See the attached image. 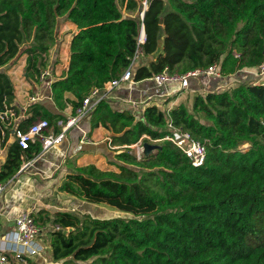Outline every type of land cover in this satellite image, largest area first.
<instances>
[{
  "label": "trees",
  "instance_id": "trees-1",
  "mask_svg": "<svg viewBox=\"0 0 264 264\" xmlns=\"http://www.w3.org/2000/svg\"><path fill=\"white\" fill-rule=\"evenodd\" d=\"M143 9L144 0H0V110L16 109L7 70L26 54L25 70L38 82L63 20L79 28L69 64L53 79L51 98L30 103L21 127L47 118L59 131L68 105L75 113L93 88L104 89L132 63L135 81L213 63L227 77L264 63V0H149L144 17ZM142 25L146 39L139 43ZM117 88L104 90L83 119L89 133L110 130L111 145L118 147L108 146L105 155L115 168L74 163L60 179L58 191L75 197L81 214L32 213L41 226L51 224L49 260L264 264V80L193 94L182 87L164 107L122 106L113 98ZM174 128L205 146L202 164L166 139ZM154 140L161 148L151 155L133 152V144ZM39 153V144L22 150L12 143L0 182L15 179L25 160ZM84 201L131 216L93 215Z\"/></svg>",
  "mask_w": 264,
  "mask_h": 264
},
{
  "label": "crops",
  "instance_id": "crops-1",
  "mask_svg": "<svg viewBox=\"0 0 264 264\" xmlns=\"http://www.w3.org/2000/svg\"><path fill=\"white\" fill-rule=\"evenodd\" d=\"M59 26V32H57L58 42L48 58L49 67L47 69L50 74L47 77L52 78L49 83L50 87L53 79L57 76H62L66 71L70 60V43L74 34L79 31L78 26L69 20L61 21ZM26 58L27 55L24 58L25 66ZM243 70L245 71V69ZM9 72L15 87V105L19 115L17 123L20 124L28 116L27 110L30 103L35 101L32 100V97L34 96L37 100L40 99L39 101H43L46 98H51L52 92L49 96L42 93V89L37 85L39 81L43 80L41 77L39 78V81L36 82L32 81L27 74L24 76V79H22L19 75L18 69L13 68ZM234 76L239 80L237 74H234ZM221 79H223V77ZM202 80L203 78H201L200 82ZM121 86H123L125 90L127 89V95L122 92V88H120ZM202 86L203 84L201 82L200 87H188L193 94V92L200 90ZM180 90H182V86L179 81L158 86L152 79L141 81L134 80L133 82H124L118 86L117 89H114L113 98L118 104L121 103L122 106L132 104L130 106L138 108L139 103H161L168 97H172L180 92ZM211 90H213V88H211ZM178 100H182L181 97L178 98ZM18 107L23 108L24 111L19 110ZM64 112L67 115L74 114L72 105H68ZM87 124L88 123L85 122L84 125L82 124L83 127L81 126L88 132L87 140H83L81 135L79 137V142L75 143L73 142V138L67 133L68 135L61 144H58L47 151L54 155L53 158L47 156L48 160L45 161V164L42 166L35 163V161L31 163L30 166H23L22 170L20 169L21 172H18V174L15 175V180L14 178H11L13 181L11 180L8 183L5 191L0 196V249L7 244L5 235L10 230L14 229L16 217L24 212H30L32 214L37 213L41 209H46L50 212L70 211L76 214H81V212H83L81 209L83 207H79L78 200L66 192L58 191L57 185L63 175L68 170L72 169L74 163L81 166L96 164L98 167L102 168L98 164L102 160L101 156L107 160L106 155L100 154L98 150L107 147V145H103V142L107 141L108 143L111 140L110 130L105 127H98L89 133L88 128L86 127ZM14 142L13 137L9 136V139L5 143H0V170L8 154L9 147ZM40 155L42 154H38L32 158H36ZM33 164H37V166ZM49 187H53L52 190H50ZM84 203L87 204L85 205V209L91 211L93 204H88L85 201ZM50 225L51 224H48L47 226L44 225V231L38 237L39 242L43 246V250L32 257L33 261L40 262L41 264H53L49 260L50 247L47 239L48 228Z\"/></svg>",
  "mask_w": 264,
  "mask_h": 264
},
{
  "label": "built area",
  "instance_id": "built-area-1",
  "mask_svg": "<svg viewBox=\"0 0 264 264\" xmlns=\"http://www.w3.org/2000/svg\"><path fill=\"white\" fill-rule=\"evenodd\" d=\"M148 4L149 0H144V9L148 7ZM145 39L146 35L144 26L142 25L139 43L144 42ZM137 56L138 50L134 59L137 58ZM132 64L123 72L120 78L108 81L105 84L104 89L98 87L93 88L89 95L83 100L82 105L76 109L75 113L68 115L66 121L62 120L59 122L61 127L59 131H56L51 127L47 118H38L28 126L21 127L20 124L17 123L19 118L17 110L13 107L5 106L3 110H0V143H5L9 139V136H12L22 150H28L31 148L32 144H39V154L46 153L54 146L61 144L72 127H80V122L83 121V119L89 114L91 108L103 97L104 90L110 91L124 82L134 81ZM252 71L258 76L263 77L264 63L253 68ZM49 74V70L44 69L42 70L40 77L44 79L49 76ZM211 76L223 77L218 63H213L206 68H195L182 75L177 73L172 74L165 69L163 72L155 74L152 77V80H154L158 86L179 81L182 87H188L190 85L191 77ZM36 99V97H32V100ZM81 129L83 131L82 139L87 140V131L83 128ZM166 139L171 140L177 147H179L195 165L203 163L205 159V146L199 140L194 138L189 131L174 128L171 134L166 136ZM142 143L140 149L137 151V156L139 158L141 157ZM109 144L112 148L118 147L112 146L111 140L109 141ZM24 156L27 157L25 154ZM11 180L12 179H10L9 182ZM9 182H0V196L5 191ZM43 231L44 226H41L30 212H24L16 217L14 229L10 230L5 235L7 244L0 249L2 250L0 251V264H41L40 262L33 261L32 257L43 250V246L38 240V237Z\"/></svg>",
  "mask_w": 264,
  "mask_h": 264
},
{
  "label": "rangeland",
  "instance_id": "rangeland-1",
  "mask_svg": "<svg viewBox=\"0 0 264 264\" xmlns=\"http://www.w3.org/2000/svg\"><path fill=\"white\" fill-rule=\"evenodd\" d=\"M59 28H60V26H59ZM59 28H58V32H59ZM25 56H26V54L25 55H21L20 57H18V59L14 62V64L12 65V67L7 70V72L9 73V75H10V72L9 71L11 69H13V68L14 69H18L19 75H20V77L22 79H24V76L26 74L28 75V73L25 70V65H24V58H25ZM238 76H239V80L236 79V77L234 75L228 76L227 78H224L223 77V79H221L220 77H214V76H211V77H191L190 78L191 85H189V87L190 88H193L194 86L195 87H198V86L200 87V83L202 82V84H203L202 90L204 92H206L208 90H211V88H213V89H222V88L231 87L233 85L238 84V82H240V81H256V80H260V79L264 80V76L263 77L262 76H258L255 72H253V71L251 72V70L250 71L241 70L238 73ZM201 78H203V80L200 82ZM51 80H52L51 77H46L45 79L39 81V83L37 84L42 89V93L43 94H46L47 96H49L50 93H51V87H50V84H49ZM120 88H122L121 90H122V92L125 95L128 94L127 89L125 90L123 86H121ZM165 102H166V100L163 101V102H161V103H159V104H161L162 107H164ZM130 105H132V104H127L125 106H128L129 107ZM138 105L140 106L141 103H139ZM18 109L21 110V111H24L23 108L18 107ZM82 124L84 125L85 124V121H81L80 122V127L79 126H74V127H72L68 131L69 136L73 138V142H75V143H78L79 142V137L83 134V131L81 129L83 127ZM141 143H142V141H139L138 143L132 145L133 152H135L136 154H137V151L140 149ZM154 143H157V141H154ZM104 144H105V146L107 145V147L108 146L110 147L109 142L107 143V141L106 142L104 141L103 142V145ZM107 147H104V149H99L98 151L100 152V154L105 155V151L107 150ZM42 155H40V156H38L36 158H30V159L25 160L23 166H26V167L27 166H30V164L33 163L34 161H35V163H38V164H40L42 166V165L45 164V161L48 160L47 159V156L50 157V158H53L54 157V155L51 154V153H49V152H46V153H44ZM142 155L143 154H142V151H141V156ZM101 158H102V160L98 164L102 168H108V167L111 168L112 167L104 157L101 156ZM33 165L37 166V164H33ZM112 168H115V167H112ZM12 181H13V179H12ZM7 182H9V180H7L4 183H7ZM52 188L53 187H51V188L49 187L50 190H52ZM92 204L93 205L91 207V212H92L93 215H99L101 217L113 216V215H116V214H119V215H122V216H131V214L125 213V212L121 211L120 209H118L116 207H112V206L107 205L105 203H102L103 205L102 204H97V203H92Z\"/></svg>",
  "mask_w": 264,
  "mask_h": 264
},
{
  "label": "water",
  "instance_id": "water-1",
  "mask_svg": "<svg viewBox=\"0 0 264 264\" xmlns=\"http://www.w3.org/2000/svg\"><path fill=\"white\" fill-rule=\"evenodd\" d=\"M147 8L144 9L142 16L144 17V12ZM163 19L160 20V22L162 23ZM145 31V30H144ZM161 148V145L159 143H153L150 141H145L142 143V154L144 156H149L152 153L156 152L158 149ZM21 172V170L19 171ZM63 231H67L66 229H63Z\"/></svg>",
  "mask_w": 264,
  "mask_h": 264
}]
</instances>
